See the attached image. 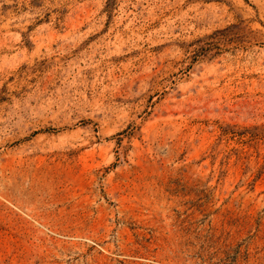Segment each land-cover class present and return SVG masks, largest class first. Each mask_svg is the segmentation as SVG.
Returning <instances> with one entry per match:
<instances>
[{
    "label": "rangeland",
    "instance_id": "obj_1",
    "mask_svg": "<svg viewBox=\"0 0 264 264\" xmlns=\"http://www.w3.org/2000/svg\"><path fill=\"white\" fill-rule=\"evenodd\" d=\"M0 264H264V0H0Z\"/></svg>",
    "mask_w": 264,
    "mask_h": 264
}]
</instances>
